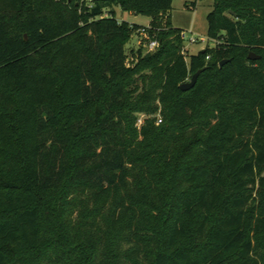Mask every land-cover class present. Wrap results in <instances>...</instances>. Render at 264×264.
Masks as SVG:
<instances>
[{"label":"trees","instance_id":"1","mask_svg":"<svg viewBox=\"0 0 264 264\" xmlns=\"http://www.w3.org/2000/svg\"><path fill=\"white\" fill-rule=\"evenodd\" d=\"M173 1L0 0V264H264V0Z\"/></svg>","mask_w":264,"mask_h":264},{"label":"rangeland","instance_id":"2","mask_svg":"<svg viewBox=\"0 0 264 264\" xmlns=\"http://www.w3.org/2000/svg\"><path fill=\"white\" fill-rule=\"evenodd\" d=\"M192 1L194 0H174L169 12L172 26L181 28L185 31L184 49L188 56L197 54L200 50L215 45V42L207 36V14L212 9L213 0H197L195 7L186 6V4H190ZM115 10L117 18L120 20H127L130 23L147 25L151 20L147 15L123 11L118 6H115ZM192 38L195 40L194 42L191 41ZM149 40L150 39L144 37L141 32L133 31L126 44L128 55H130V49L135 50L139 47L142 49L143 53L154 51L159 46V43L155 46H150ZM187 61H189V58H187ZM188 80H190V78ZM136 116L137 119L134 122V126L139 128L143 122L144 114L139 113L136 114ZM157 117V123H159V118L161 116L157 114Z\"/></svg>","mask_w":264,"mask_h":264},{"label":"water","instance_id":"3","mask_svg":"<svg viewBox=\"0 0 264 264\" xmlns=\"http://www.w3.org/2000/svg\"><path fill=\"white\" fill-rule=\"evenodd\" d=\"M70 1V0H69ZM26 36V35H25ZM248 57L250 59H257L259 58L260 56L255 54L254 52H250ZM227 61V59H224L221 61L220 65H223L225 62ZM203 68L202 69H199L197 70L195 73L192 74V76L190 77V80H187L186 82L182 83L180 85V87L183 89V90H188L190 89L195 83H196V80L199 76V74L202 72Z\"/></svg>","mask_w":264,"mask_h":264},{"label":"built area","instance_id":"4","mask_svg":"<svg viewBox=\"0 0 264 264\" xmlns=\"http://www.w3.org/2000/svg\"><path fill=\"white\" fill-rule=\"evenodd\" d=\"M140 32H141V34H142L144 37H146L147 39H149L148 33H147V31H146L145 28H141V29H140ZM191 41L194 42L195 40L192 38ZM157 43H158V41H156V40H149V44H150V46H155V45H157ZM159 121H161L160 118H159Z\"/></svg>","mask_w":264,"mask_h":264}]
</instances>
